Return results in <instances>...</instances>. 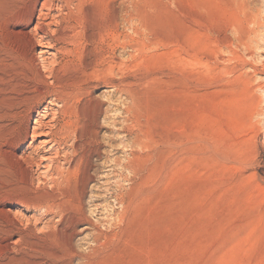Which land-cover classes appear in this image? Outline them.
<instances>
[{"label":"rangeland","instance_id":"obj_1","mask_svg":"<svg viewBox=\"0 0 264 264\" xmlns=\"http://www.w3.org/2000/svg\"><path fill=\"white\" fill-rule=\"evenodd\" d=\"M44 1L0 0V264H264V0H49L46 61Z\"/></svg>","mask_w":264,"mask_h":264},{"label":"bare ground","instance_id":"obj_2","mask_svg":"<svg viewBox=\"0 0 264 264\" xmlns=\"http://www.w3.org/2000/svg\"><path fill=\"white\" fill-rule=\"evenodd\" d=\"M49 1V0H48ZM47 1V2H48ZM60 1V0H59ZM64 1V0H63ZM46 1L42 2L39 15L37 16L36 25L34 27V46L39 49V57L43 60H49L45 54L50 51L51 43L45 39V33L43 32V26H49V12L50 5ZM49 3H51L49 1ZM67 3V2H65ZM74 3V2H73ZM64 4V3H63ZM68 6V5H67ZM124 9V8H123ZM54 13V12H53ZM74 15V14H73ZM68 16V15H67ZM122 17V16H121ZM51 21V20H50ZM121 25V24H120ZM66 28V27H65ZM64 29V28H63ZM73 29V28H72ZM70 30V29H69ZM77 31V30H76ZM75 31V32H76ZM55 32V31H54ZM32 34V33H31ZM69 34V33H68ZM81 34V33H79ZM124 34V33H123ZM68 36V35H67ZM73 36V34H72ZM76 36V35H75ZM64 37L63 35L61 36ZM60 37V38H61ZM66 37V36H65ZM55 38V37H54ZM61 38V39H62ZM65 39V38H64ZM67 39V38H66ZM73 39V38H72ZM68 40V39H67ZM65 40V41H67ZM74 40V39H73ZM73 42V41H72ZM121 42V41H120ZM71 43V42H70ZM119 43V42H118ZM76 45V44H75ZM117 46V45H116ZM110 48V47H109ZM55 49V48H54ZM58 51V50H57ZM66 51V50H65ZM104 53V52H103ZM102 57V56H101ZM97 58V57H96ZM120 58V57H119ZM99 60V59H98ZM104 60V59H103ZM119 60V59H118ZM122 60V59H121ZM55 62V60H53ZM58 63V62H57ZM94 63V62H93ZM96 63V62H95ZM53 64V63H52ZM49 66V65H48ZM49 70V69H48ZM53 71V70H52ZM113 75V74H112ZM96 78V77H95ZM57 79V78H56ZM119 84V83H118ZM86 85V84H85ZM94 86V85H93ZM77 87V86H76ZM84 88V87H83ZM117 88V87H115ZM123 91V90H122ZM57 96V95H56ZM59 96V95H58ZM60 97V96H59ZM32 98V97H29ZM56 98V97H55ZM58 98V97H57ZM50 101V100H49ZM52 101V100H51ZM54 101V100H53ZM55 102V101H54ZM64 102V100H61ZM26 103V102H25ZM57 103V102H56ZM66 103V102H65ZM51 108L45 105L44 110H37L36 113H32L31 108L22 109L21 111L16 110L14 112L16 118L26 117V127L21 129V127L15 126V134L13 137V142H22L28 137L31 138L30 142L27 144L26 148L18 155V158L26 162L27 164H36V168H39L40 172L43 174L48 171H58L60 170L61 163L59 161L60 154L64 152L66 148V140L63 134V125L57 122V109H53V102H49ZM62 105V103H61ZM66 107V106H63ZM62 107V108H63ZM59 113H62L58 111ZM17 120V119H16ZM59 121V120H58ZM63 123V122H62ZM69 128V127H68ZM66 127V130H68ZM13 130V129H12ZM65 130V131H66ZM71 131V130H70ZM74 131V130H73ZM67 134V133H66ZM70 134V133H69ZM75 134V133H74ZM83 137V136H82ZM73 138V137H72ZM72 140V139H71ZM81 140V139H80ZM97 141V140H96ZM87 142V141H86ZM72 143V142H71ZM75 144V143H74ZM76 145V144H75ZM82 145V144H81ZM77 146V145H76ZM81 148V147H80ZM26 149H29L26 151ZM92 149V148H91ZM66 150V149H65ZM81 150V149H79ZM67 152V151H66ZM72 152V151H71ZM70 152V153H71ZM96 152L97 149H96ZM68 153V152H67ZM69 153V154H70ZM74 153V152H73ZM79 153V152H78ZM66 154V153H65ZM64 154V155H65ZM82 154V153H81ZM77 156V155H76ZM64 159V156L62 160ZM76 159V158H75ZM81 159V158H80ZM32 166V165H31ZM63 167V166H62ZM71 167V166H70ZM35 170V169H34ZM51 173V172H50ZM57 173V172H56ZM41 174V173H40ZM49 174V173H48ZM39 175V174H38ZM52 175V174H50ZM52 177V176H51ZM58 177V176H57ZM63 178V177H62ZM38 179V178H37ZM55 182V181H54ZM119 199V198H118ZM54 204V203H53ZM50 207V206H49ZM55 207V206H54ZM56 208V207H55ZM57 210V208H56Z\"/></svg>","mask_w":264,"mask_h":264}]
</instances>
